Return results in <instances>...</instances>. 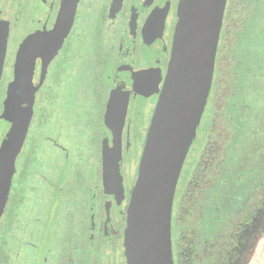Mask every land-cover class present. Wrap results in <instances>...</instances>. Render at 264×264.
<instances>
[{"label":"flooded vegetation","instance_id":"1","mask_svg":"<svg viewBox=\"0 0 264 264\" xmlns=\"http://www.w3.org/2000/svg\"><path fill=\"white\" fill-rule=\"evenodd\" d=\"M63 1L0 0L2 109L5 88L11 83L12 114L15 108L14 65L20 46L30 35L54 29ZM66 1L70 13L75 0ZM178 2L76 0L70 29L43 73L42 59L34 60L32 85L39 88L24 144L6 185L0 218L2 264H26L27 253L31 254L30 264H88L89 244L94 252L101 246L111 252L113 264L118 258L126 264V212L137 176L131 183L122 173L120 146L131 128L125 117L130 104L137 100L138 127L132 128V133L141 134L140 129L146 137L150 124L148 128L140 126L151 100L148 94L162 82L158 101L166 77ZM230 16V0H226L205 105H211L209 127L173 199L174 264H248L253 256L255 264H263L264 39L262 31L257 27L253 30L247 7L234 22ZM246 33L254 35L255 52H245V48H252L243 46ZM116 35L121 39H115ZM104 57L106 67L93 69L96 74L111 70L104 74L108 91L98 83L88 99L83 69L89 68L91 60ZM10 120L6 121L1 141ZM87 130L91 131L90 143ZM117 137L123 197L114 185L117 198L110 196L107 218L103 155L107 152L112 174L113 140ZM86 148L96 153L91 175L95 200L90 203V241L89 176L82 156ZM89 260L91 264V255Z\"/></svg>","mask_w":264,"mask_h":264},{"label":"water","instance_id":"2","mask_svg":"<svg viewBox=\"0 0 264 264\" xmlns=\"http://www.w3.org/2000/svg\"><path fill=\"white\" fill-rule=\"evenodd\" d=\"M76 0L68 13L64 0L52 31L37 32L20 46L14 65L16 103L7 134L0 143V218L7 181L24 144L33 115L34 60L42 59V73L57 52L72 24ZM226 0H179L166 77L145 137L130 195L124 230L126 264H174L171 214L178 178L207 102ZM116 91V87L114 91ZM119 139L112 148L113 173L103 155L105 213L109 199L123 197L119 167Z\"/></svg>","mask_w":264,"mask_h":264},{"label":"rangeland","instance_id":"3","mask_svg":"<svg viewBox=\"0 0 264 264\" xmlns=\"http://www.w3.org/2000/svg\"><path fill=\"white\" fill-rule=\"evenodd\" d=\"M247 1V0H245ZM257 23V22H256ZM252 27L253 30H255V28L257 27L258 30L262 31V37L264 39V31L262 29L263 25L261 22H258L257 24H255L254 20H252ZM18 33L16 32L13 37L14 40L17 39ZM115 39H121L120 35H116ZM243 46H251L252 48H245V52L247 51L248 53H251L252 50L255 52L254 49V45L256 44V40L254 38V35H252L251 33L248 34L246 33L244 38H243ZM254 57V56H253ZM255 58V57H254ZM107 60V59H106ZM105 57L102 60H91L90 64H89V68L87 70L83 69V77H84V81L86 83V87H85V93L88 97V99H91V97H93V93L92 90L94 87L97 86L98 83H101L103 87V90H105L106 92L108 91V85L106 84V81L104 80V74L106 72L111 71L110 69H105L103 72H99L98 74H96L94 72L93 67H106V62ZM101 74V75H100ZM163 77H164V73H163ZM162 84V82H161ZM160 82L159 85L157 84L156 87H153L151 89V93L148 94V98L151 99L149 101V99L147 101H149L150 103L148 104V106L145 109V115H144V123L141 124L140 127L143 126V128H148L149 124H150V120L152 118V114L153 111L156 107V102H157V97H158V93L160 90ZM7 87V85L5 86ZM5 93H7V96L5 97L4 101H3V108H1L0 106V142L2 139V136L4 134V127L6 124L7 119H10L11 114H12V110H13V106H14V94L12 92V83L9 85V87L5 88ZM105 92V93H106ZM1 98V97H0ZM73 100V98H72ZM137 100H135V103H131L130 107L128 108L130 111L128 113V115L125 117V122L128 123L129 126H131L130 130L128 132H126L123 136V140L121 143V161H122V173L125 176H128L129 180L132 181L131 183L135 182L136 176H137V170H138V166H139V162H140V158H141V154H142V145L144 143V131L139 129V133L141 131V134H133L132 133V128L134 127H138L136 124V117L137 114L135 113V110L137 109ZM210 114H211V105L210 102L207 104V106L204 109V114L200 123V128H199V132L197 135V139L195 142H193V144L190 147V150L187 154L186 160L184 162L181 174H180V178L178 181V185H177V189L179 191V189L181 188V186L183 185L184 180L186 179L187 176V172L190 169L191 165L194 163L195 161V154L196 151L198 150V148L200 147V145L202 144L204 138L206 137V133L209 127V122H210ZM6 117V119L4 120L3 118ZM141 120V119H140ZM32 130H30V135L32 133ZM44 134H47V129L45 127L44 130ZM87 134H88V143H90L92 141L90 135H91V131L87 130ZM29 140V138H28ZM29 142V141H28ZM42 143H45L44 141ZM82 156H84V159L86 162V170L88 173V182H87V190H88V202H89V217H88V240L90 241L92 239L93 233H91V227L93 226V219L92 216L90 214V203L92 200H95L93 198V193H91V187L95 185V182L92 180L91 175L93 174L92 172L95 170V159H96V153H95V149H93L92 151H90L89 149H85L83 150ZM19 158V157H18ZM11 175V174H10ZM106 243V242H105ZM106 245V244H105ZM91 248V245H88L87 248V256H88V264H90V255L92 256V261L91 264H113L112 259L110 258L112 256L111 252H108L104 249V247L101 246L100 250L97 251H93ZM264 248V245H263ZM264 252V249H263ZM119 253H122L121 249L119 248ZM26 256H24V261L26 260L28 264H30L32 262L31 260V254L27 253L25 254ZM50 257L52 258L51 254ZM122 257V256H120ZM118 262L116 264H124L123 260H120L119 258L117 259ZM263 260V264H264V254L262 257ZM26 263V264H27ZM255 257L253 256L251 261H249L248 264H255ZM0 264H2L1 259H0Z\"/></svg>","mask_w":264,"mask_h":264},{"label":"trees","instance_id":"4","mask_svg":"<svg viewBox=\"0 0 264 264\" xmlns=\"http://www.w3.org/2000/svg\"><path fill=\"white\" fill-rule=\"evenodd\" d=\"M244 7H247L248 14H250L251 20H254L255 24L258 22L262 23L264 31V0H230V17L232 18V22L239 18ZM237 30L239 29L237 28ZM236 155L238 157V151H236Z\"/></svg>","mask_w":264,"mask_h":264}]
</instances>
